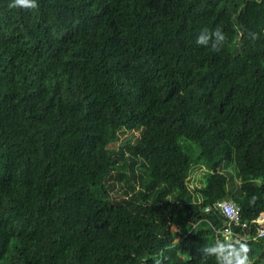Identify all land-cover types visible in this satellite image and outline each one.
Returning <instances> with one entry per match:
<instances>
[{
  "label": "trees",
  "instance_id": "16d2710c",
  "mask_svg": "<svg viewBox=\"0 0 264 264\" xmlns=\"http://www.w3.org/2000/svg\"><path fill=\"white\" fill-rule=\"evenodd\" d=\"M11 3L0 264H217L207 248L240 244L264 264V235L224 238L213 206L227 196L242 220L264 214V0ZM216 28L219 52L197 46Z\"/></svg>",
  "mask_w": 264,
  "mask_h": 264
},
{
  "label": "clouds",
  "instance_id": "9594fccd",
  "mask_svg": "<svg viewBox=\"0 0 264 264\" xmlns=\"http://www.w3.org/2000/svg\"><path fill=\"white\" fill-rule=\"evenodd\" d=\"M11 8H30L35 9L38 7L37 0H12L9 5ZM251 38L253 40L257 39L256 33H251ZM226 37L224 33L216 28L212 31L204 30L200 35L197 36L195 43L197 46L210 47L213 52H219L224 44ZM255 197H253V201ZM218 245L212 248H207L206 251L209 255H215L217 259V264H248V251L249 248L246 244H240L238 249L232 248L231 245L225 246L223 252L213 251L217 249Z\"/></svg>",
  "mask_w": 264,
  "mask_h": 264
},
{
  "label": "built area",
  "instance_id": "2783aa9c",
  "mask_svg": "<svg viewBox=\"0 0 264 264\" xmlns=\"http://www.w3.org/2000/svg\"><path fill=\"white\" fill-rule=\"evenodd\" d=\"M213 206L224 218L223 225L215 229L216 233L221 234L224 238L238 237L245 241L264 235V214L250 220H242L239 206L231 200L219 199ZM205 209L209 210L210 207Z\"/></svg>",
  "mask_w": 264,
  "mask_h": 264
},
{
  "label": "rangeland",
  "instance_id": "374dc122",
  "mask_svg": "<svg viewBox=\"0 0 264 264\" xmlns=\"http://www.w3.org/2000/svg\"><path fill=\"white\" fill-rule=\"evenodd\" d=\"M133 135H136L138 136L139 135V131L137 130H134V131H123L119 134V140H124L125 138H129L130 136H133ZM202 169V168H201ZM200 168H197L195 167L191 173V177L192 175L194 174L195 177L197 178V182L196 184H200V181H201V185L204 183V174L206 173L207 170H202V171H199L201 170ZM221 169L223 171H229V172H225L227 175H228V179H230V176L229 174L231 173L233 175V179H234V168H233V165L232 163L229 164V166L227 165H222ZM237 183V181H236Z\"/></svg>",
  "mask_w": 264,
  "mask_h": 264
},
{
  "label": "crops",
  "instance_id": "0c3cea01",
  "mask_svg": "<svg viewBox=\"0 0 264 264\" xmlns=\"http://www.w3.org/2000/svg\"><path fill=\"white\" fill-rule=\"evenodd\" d=\"M222 199H224V198H222ZM228 200H231L230 198H227ZM232 201V200H231Z\"/></svg>",
  "mask_w": 264,
  "mask_h": 264
},
{
  "label": "water",
  "instance_id": "95a60500",
  "mask_svg": "<svg viewBox=\"0 0 264 264\" xmlns=\"http://www.w3.org/2000/svg\"><path fill=\"white\" fill-rule=\"evenodd\" d=\"M227 198H228L227 196L224 197V199H227Z\"/></svg>",
  "mask_w": 264,
  "mask_h": 264
}]
</instances>
